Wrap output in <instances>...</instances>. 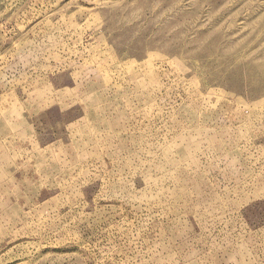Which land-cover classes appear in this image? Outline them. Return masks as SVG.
Listing matches in <instances>:
<instances>
[{"label": "rangeland", "instance_id": "rangeland-1", "mask_svg": "<svg viewBox=\"0 0 264 264\" xmlns=\"http://www.w3.org/2000/svg\"><path fill=\"white\" fill-rule=\"evenodd\" d=\"M0 264H264V0H0Z\"/></svg>", "mask_w": 264, "mask_h": 264}]
</instances>
